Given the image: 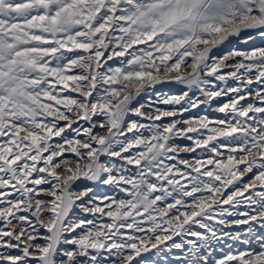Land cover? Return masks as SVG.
<instances>
[{
    "label": "snow or ice",
    "instance_id": "snow-or-ice-1",
    "mask_svg": "<svg viewBox=\"0 0 264 264\" xmlns=\"http://www.w3.org/2000/svg\"><path fill=\"white\" fill-rule=\"evenodd\" d=\"M253 31L264 38V0H0V137H7L0 141V249L6 250L0 252V264H100L101 249L109 254L115 249L118 264H133L142 251L149 250L150 241L128 235L117 242L113 237H123L121 228L144 232L143 221L135 220L144 213L152 225L149 231L155 232L159 225L152 212L163 218L173 209L177 214L166 221L172 235L183 232L199 241L171 245L174 249L191 245L187 264H264V191L255 192L257 185L264 189V47L211 54L230 38ZM253 39L248 34L241 43ZM140 44L146 45L140 49L142 55L129 53ZM126 54L131 58L121 60L120 66L108 64ZM182 68L191 71L185 75ZM73 69L81 71L69 74ZM222 69L231 70L221 74ZM165 80H175L190 90L195 87L202 98L189 97L188 92L161 97L160 103L185 101L186 106L181 105L179 112L156 108L151 115L146 111L152 108L151 98L133 104ZM228 80L242 86H227ZM216 81L225 87H218ZM254 83L261 87L254 91ZM57 86L62 87L57 90ZM65 92L69 94L62 95ZM231 93L236 95L215 109L225 119L201 116L149 125L129 119L132 115L151 121L175 118L190 108L211 106ZM249 98L260 106L241 103ZM229 115L234 124L227 119ZM96 116L103 119L94 120ZM78 121L88 125L74 129L84 139L63 137ZM141 129L151 135L144 136ZM128 133L133 134L131 139ZM53 137L63 142L51 143ZM221 138L224 143H212ZM180 139L192 143L182 146L176 143ZM198 148L213 153L214 158L180 157ZM220 149H227L226 158H221ZM65 152L78 158L74 166L59 159ZM101 156L119 158L136 171L124 175L128 168L101 163ZM249 173L252 178L245 182ZM81 178L118 187L131 199L99 197L90 187L69 191ZM250 191L254 196L244 195ZM169 197L174 203L156 207ZM97 200L110 201L105 205L109 210L105 212ZM77 201L83 212L106 215L112 222L96 225L92 220H68ZM242 204L244 211L231 210ZM17 212L30 213L35 219ZM228 217L243 219L228 221ZM128 220L132 222L125 223ZM227 223L248 225L243 243L255 239L261 251L210 260L212 242L231 236L215 225ZM87 225L92 227L85 230ZM191 225L205 232L192 230ZM40 229L46 231L42 234ZM77 229L81 232L69 239L66 234ZM257 231L261 234L256 235ZM172 235H156L151 247ZM239 238V234L231 236L234 241ZM61 244L72 248L61 249ZM89 249L97 255H90Z\"/></svg>",
    "mask_w": 264,
    "mask_h": 264
},
{
    "label": "rangeland",
    "instance_id": "rangeland-1",
    "mask_svg": "<svg viewBox=\"0 0 264 264\" xmlns=\"http://www.w3.org/2000/svg\"><path fill=\"white\" fill-rule=\"evenodd\" d=\"M248 34H251L254 37L256 35H258L256 31H253L251 33H244L239 38H236V37L230 38V42H226L225 45H221V46H218L217 49H213V52L211 54L212 55H219L221 52L230 51V50H232L235 47H236V49H238L239 46L241 48V49L240 48L239 49L242 50V51H248V50H251L252 48H255V47H264L263 46L264 45L263 44L264 41L260 42L257 39L255 42H253V40L255 38L252 41H249L247 44H244V43H242L243 45L240 44L239 42H241V41H239V40H242L243 37L245 35H248ZM117 35H118V33H117ZM143 48H146V45H143V44L134 45L133 48L129 49L128 51H129V53H133L134 52L137 55H142V53L140 52V49H143ZM126 58L130 59L131 56L126 54V57H116L113 60L108 61V64L111 65L112 67H117V66H120V61L124 60ZM188 59H189V61L191 60V58H188ZM52 66H55V61L54 60L52 61ZM190 70H191L190 68H186V69L182 68V72H183V74L185 73V75L188 72H190ZM80 71H81L80 69H73L72 73H69V74H77V73H80ZM221 74H223V73L221 72ZM210 79H212V78H210ZM232 81L228 80L227 81V86H233V85H234L233 87H235L237 85L238 86H242L241 82H238V81H233L232 82ZM216 84H217L218 87H220V86L221 87H225L224 82L216 81ZM60 87H62V86H57V90H59ZM256 87H260V85L254 83L251 86V88L253 90ZM184 92H188L189 93L188 94L189 97H192V98L200 97V93L195 87H193L190 90L186 85H183V84H181V83H179V82H177L175 80H165L163 83L157 84L153 88L147 89L146 92H143L139 97L136 98V100L133 101V104H140L141 101H144L145 99H147L149 97H153V96L159 95V94H160L159 95L160 97L163 96V97L167 98V97H172V96H180ZM67 94H69V93L65 92L62 95H67ZM70 94L73 97H78V93H74L73 92V93H70ZM233 95L235 96V93L229 94V96H228L229 99ZM200 98H202V97H200ZM218 99H220V98H218ZM218 99L216 101H213L212 103H214V102L218 103ZM241 103L245 104V105L247 104L246 101H242ZM165 105L170 108L169 110H177V111H179L180 108H181V105H185V101H181V105H172V104H165ZM200 106H199L200 108L199 107L196 108L197 111L204 110L205 105L202 104ZM218 116H219V118L217 117V119H225V114H223V113H220ZM221 117H223V118H221ZM93 119L94 120H101V119H103V117L96 116ZM129 119L136 120L138 123H142V124H145V125H149V124H152V123H156V124H165V123H167V121H164V120H162V122L151 121V120H148L146 118H141V117H138V116H135V115L130 116ZM227 119L229 120V122H231L233 124L235 123V120H233L230 117V115L227 117ZM248 123H252V121H248ZM60 124L63 125V124H65V122L64 121H60ZM84 126H86V124ZM68 130L69 129H66V131H68ZM141 132L146 137L151 135V133L149 131H147L146 129H141ZM206 132L207 131L204 130V133H206ZM101 134H103V133H101ZM127 135H128V138L131 139L133 134L132 133H128ZM190 135H196V134H190ZM6 139H7V137H0V141L6 140ZM177 141H181L180 145H182V146L183 145H191V143H192L191 141H188V140L182 141V139L177 140ZM50 142L51 143L61 142V137H53L52 141H50ZM212 143L213 144L224 143V140H223V138H221L219 141H213ZM199 150H196L195 153H180V157L184 158V159H189V160L202 159V158L206 160L209 157H213L214 158V154L209 152L208 150L203 149L204 152L202 151V149H199ZM221 150H227V149H220V151ZM135 151H137V149H133V153ZM224 153H226V152H224ZM226 154L223 157H221V158L222 159L226 158V156L228 155V154L227 155ZM45 155H47V153H45ZM67 156L69 158H73V160L70 161L69 166H74V163L76 162V160L78 158L75 156L74 153L68 154ZM59 159H62V158H59ZM100 162L101 163H105V162L115 163L117 165V167L124 166V167L128 168L129 171L123 173L124 175H133L135 173V171H136L135 166L127 165L125 161H121V160H119V158L101 156ZM39 166H42V165H39ZM178 166L183 169L182 165H178ZM205 167L208 168V169H212L213 168L212 165H205ZM184 171H190V169H185ZM202 171H203V169H202ZM253 171L256 172L257 169H254ZM192 175L195 176L196 173H192ZM252 175H253L252 173L247 174L244 177L245 182H250V180L252 178ZM49 179H51V178H49ZM150 179L154 180V178H150ZM204 179H206V178H204ZM181 183L186 184L187 181L181 179ZM28 186L29 187H33V185H28ZM89 186H92L94 189L96 188V190L99 191V194H108V195L110 194V196H112V197L114 196L113 198H116V199H131L130 196L128 197L127 193L121 192L118 187L111 186V185H103V184H100L99 182L88 181V180H85L83 178L73 182L72 187L69 189V191L74 192V193H78V192L82 191L85 187H89ZM39 187L48 188L49 185H42V186H39ZM123 187H126V188L130 189L131 186L130 185H123ZM109 188H110V191L108 190ZM100 189H101V191H100ZM113 190L115 192H113ZM230 190H231V188L229 189V191ZM7 191H12V190L8 189ZM260 191H264V189L260 188L257 185V187L255 189V192H260ZM158 194L159 193H154L153 196L158 195ZM173 195L177 196V198H179L178 194L174 193ZM244 195L245 196H250V195L254 196V192H251V191L250 192H246ZM14 196L15 197H19V193H14ZM184 199L188 200V198H184ZM79 203H80V201H77L76 205H74L73 208L71 209V211L69 212V215L67 217L68 220H71V219L89 220V218H92L91 216H87L86 213L83 212L80 207L77 208ZM170 203H174V199L172 197H169L166 201L157 202L156 207L158 209H162L167 204H170ZM177 207H179V206H177ZM224 207L227 208L229 206L225 205ZM243 207H244V209H243ZM112 208H113V210L115 209V205L114 204L112 205ZM245 208H246V206L242 204V205H239L238 207H236L234 209H231V210L232 211H239L240 209L245 210ZM108 210L109 209H107L106 212ZM141 211H143V210L141 209ZM181 211H183V209H181ZM152 214L156 216V223L158 222L157 224L159 225V230L157 228L156 232H154V234H153V232H150L148 230L149 231L148 232L149 239L155 240L154 238H155L156 235H160V236H162V235L165 236L166 234L167 235H172V228L166 223V221L172 219L177 214L176 210L173 209L168 214V216H165L163 218H160V216L156 212H152ZM147 215H148V213H144L143 216H135V220L140 217L143 220V223L146 226H148L147 228L150 229L152 227V225H151V223L149 221L146 220ZM104 218H108V219L111 220V218H109L106 215L104 216ZM233 218L234 217H228L227 219H228V221H231V220H233ZM197 219H199V217H197ZM237 219H242V218H237ZM131 222H132V220H128L125 223H131ZM107 223L108 222L105 221V224H107ZM117 223H120V222L118 221ZM207 223L215 224L214 221H207ZM150 225H151V227H149ZM215 226L218 229H220L222 232L230 233L231 236L239 234L240 238L238 240L234 241L233 239H231V236H221V239H220L219 242L213 241L212 245H211V248H210V251H211L210 260L214 261V260L222 259V258H224L227 255L239 256V253H241V252H254L255 253V252L261 251L260 246L255 241V239H252L251 243H248V244L243 243L244 239L247 236L246 230L248 228V225H243V224L235 225V224L227 223L226 225H215ZM184 227L188 228L189 225H185ZM191 227H192V230L199 231L201 233L205 232V230L199 228L198 225H191ZM87 228H90V227L86 226L85 230ZM125 229L126 228L120 229V232L123 234V237H121V238H123V239L125 238L126 239L128 235H133V233H131V232H134V235L141 237V235L138 232L135 233V231L133 229H126V230ZM113 231H115V229H113ZM80 232H81V229H77L76 233H71V234H66V235L68 236L69 239H71L73 236L78 235ZM259 234H261V233L259 231H257L256 235H259ZM218 235H219V233H218ZM121 238L113 237V239L117 240V242H120ZM143 238H145V237H143ZM188 240H193V241H196L197 243H199V241L197 240L196 237H193V236H190V235H185L183 232H181L180 235H172V239L165 240L166 242L164 241L163 243L158 244L156 248H152V249H150V250H148L146 252L142 251L141 254L134 259V263L133 264H187V260L185 258L190 256V253L188 252V249L191 247V245H189L187 243H184V247L182 249L171 248V245L173 243H182V242L188 241ZM108 243L109 244L112 243V240H109ZM61 245L59 246L61 249H68V248L71 249L72 248L71 245H65V244H61ZM115 251L116 250L113 249L112 253L109 254L108 251H106L104 249H101V250H99V255H97L96 250L89 249L90 255H97V259H98V261H100V264H114V262H115V264H118V258L115 255ZM80 259L81 260H87V259H90V256L87 259L84 258V257H81ZM233 264H235V262H233Z\"/></svg>",
    "mask_w": 264,
    "mask_h": 264
},
{
    "label": "bare ground",
    "instance_id": "bare-ground-1",
    "mask_svg": "<svg viewBox=\"0 0 264 264\" xmlns=\"http://www.w3.org/2000/svg\"><path fill=\"white\" fill-rule=\"evenodd\" d=\"M255 39L253 40V42H255L257 39H258V41H264V38H261L259 35H256L255 37H254ZM239 41H241V40H239ZM237 42V41H236ZM259 42V43H260ZM238 43V42H237ZM240 44H242L241 42H239ZM261 44V43H260ZM264 44V43H263ZM262 44V45H263ZM239 45V44H238ZM243 45V44H242ZM264 46V45H263ZM236 48V47H235ZM239 48H240V46H239ZM238 48V49H239ZM241 49V48H240ZM239 49V50H240ZM242 51V50H241ZM184 70V69H183ZM231 69H222L221 70V72L222 73H224V72H227V71H230ZM191 71V70H190ZM185 74V73H184ZM232 81V80H231ZM233 82V81H232ZM234 86V85H233ZM238 86V85H237ZM221 87V86H220ZM261 87V86H260ZM259 87H256L255 89H254V91L255 90H257ZM195 91V90H194ZM193 91V92H194ZM147 94V93H146ZM189 94V93H188ZM198 94V93H197ZM232 94V93H231ZM153 95V94H152ZM160 95V94H159ZM159 95H155V96H153V97H149V98H151V100H152V108H149V109H146V111H147V113L149 114V115H151V114H153L154 112H155V109L156 108H159L160 110H162V111H166V110H169L170 108L169 107H167L165 104H163V103H160L159 102V98H161ZM191 95V94H190ZM236 95V94H235ZM151 96V95H150ZM199 96V95H198ZM234 96V95H233ZM163 97V96H162ZM196 97V96H195ZM149 98H147V99H145L144 101H141V103L140 104H143V103H146L148 100H149ZM163 98H165V97H163ZM221 99V100H220ZM220 99H218V103H216V102H214V103H212L211 104V106H208V105H205V108H204V110H202V111H197V109L196 108H194V109H192V108H190L189 109V111H187V112H184L182 115H178L177 117H175V118H173V117H163L161 120H159L158 122H162V120H164V121H167V123H170L171 122V120H173V119H190V118H198V117H201V116H208L209 117V119H212V120H218L217 119V117L219 118V112H217V111H215V109L219 106V104H221V103H224V102H227L228 100H229V97L228 96H224V97H220ZM247 103L248 102H255L256 104H257V106H260L259 105V101H253L252 100V98H249V100L248 101H246ZM201 107V106H200ZM199 107V108H200ZM179 112V111H178ZM224 117V116H223ZM223 117H221V118H223ZM231 117V116H230ZM232 118V117H231ZM86 124V126H84ZM87 127L88 125H87V123L86 122H82V121H78L77 123H75V124H73L72 125V128L71 129H69L68 131H65L62 135H63V137H65V138H67V139H84L83 138V134L81 133L79 136L77 135V133L74 131V129H76L77 127ZM216 125H209V127L211 128V127H215ZM202 131V130H201ZM205 131H207V130H205ZM203 132V134L206 136L207 135V133L208 132H206V133H204V130L202 131ZM203 138V137H202ZM182 141H185L184 139H182ZM61 142H63L62 141V139H61ZM181 141H176V143H178V144H181L180 143ZM197 150H199V149H197ZM200 151V150H199ZM202 151H203V149H202ZM223 153L224 152H226L227 154H228V152H227V150H221ZM204 152V151H203ZM207 153V152H206ZM226 153H224V155L226 154ZM68 154H72L71 152H65L64 153V157H62V159H65V160H67L69 163H70V161H72L73 160V158H69L67 155ZM226 154V155H227ZM211 155V154H210ZM203 156V155H202ZM198 158V157H197ZM203 159V158H202ZM58 171V173L59 174H61V175H63L64 173L63 172H61L59 169L57 170ZM90 188H92L93 189V194H95L96 196H99V197H104V196H107V197H112V196H110V194L108 195V194H99V191H97L96 190V188L94 189L92 186H89ZM98 189V188H97ZM116 189V188H115ZM109 191H110V188L108 189ZM100 191H101V189H100ZM108 191V192H109ZM113 192H115L114 190H113ZM102 193V192H101ZM91 195V194H90ZM118 195V194H117ZM114 197V196H113ZM128 197H129V195H128ZM95 203L96 204H98L100 207H104L105 208V212H106V210L108 209L107 207H105V205L106 204H108V203H110V201H108V200H104L103 202H101L100 200H97V201H95ZM239 206V205H238ZM237 206V207H238ZM77 208H78V206H77ZM243 209H244V207H243ZM243 209H240L239 211H244ZM83 211V210H82ZM16 215H28L29 216V218L30 219H32V220H34L35 218L33 217H31V215H30V213H23V212H17L16 213ZM86 215L87 216H91L92 218H89V220H92V221H94V223L96 224V225H100V224H105V221H107L108 223H111L112 221L110 220V219H108V218H104V216L105 215H102V214H100V213H97V214H95V215H93L92 213H86ZM80 218V217H79ZM140 218V217H139ZM139 218H137L136 220L137 221H143L141 218L139 219ZM237 218H242L243 219V217H234L233 219H237ZM9 219H11V217L9 218ZM232 219V218H231ZM72 221H75L76 219H71ZM158 223V222H157ZM13 224L15 225V224H18V222L16 221V220H13ZM160 224V223H159ZM3 226V222H0V227H2ZM88 227H92V225H87ZM24 227L27 229L28 228V226L27 225H24ZM143 227H144V229H145V231L144 232H138L140 235H141V237H145L144 239H145V241H150V243H148L146 246L148 247V249L150 250V249H152V247H151V243H155V240H152V239H149V236H148V226H146L144 223H143ZM149 227H151V225L149 226ZM162 228V227H161ZM122 229V228H121ZM126 229H128V228H126ZM125 229V230H126ZM28 230H31V229H28ZM158 230H159V228H158ZM157 230V231H158ZM46 230L45 229H40V232L43 234L44 232H45ZM161 231V230H160ZM123 232V231H122ZM156 232V231H155ZM165 232V231H164ZM131 233H133V235H134V232H131ZM136 233V232H135ZM162 233V232H161ZM153 234H154V232H153ZM167 235V234H166ZM161 237H163V235L161 236ZM119 238H121V237H119ZM5 239H7V238H5ZM125 239V238H124ZM165 241V240H164ZM163 241V242H164ZM166 242V241H165ZM65 245H67V244H65ZM62 246V245H61ZM68 249H70V248H68ZM2 251H6L5 249H0V252H2ZM13 253H15L16 252V250H11ZM127 251V250H126ZM241 253H244V252H241ZM241 253H239V255L241 254ZM87 259V258H86ZM133 263H134V261H133Z\"/></svg>",
    "mask_w": 264,
    "mask_h": 264
}]
</instances>
